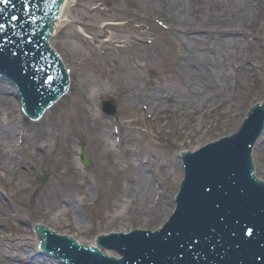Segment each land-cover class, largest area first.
I'll use <instances>...</instances> for the list:
<instances>
[{
  "label": "rangeland",
  "instance_id": "374dc122",
  "mask_svg": "<svg viewBox=\"0 0 264 264\" xmlns=\"http://www.w3.org/2000/svg\"><path fill=\"white\" fill-rule=\"evenodd\" d=\"M133 1L73 0L68 14L76 22L62 27L52 43L72 68L74 82L67 95L51 107L42 120L24 125L21 103L10 87L6 88L8 92L3 93V98L0 97V203L5 211L0 216L1 254L17 252V255L29 257L31 249H37L33 221H44L87 244L94 243L97 233L117 226L130 230L143 223L142 228H158L175 208V199L170 200V204L159 202L154 209H151V202L143 205L140 200L136 204L139 209L136 206L131 209L130 204H124L122 193H138L136 196L141 199L144 191L141 174L149 175L152 170L159 178V188H168L166 192L176 194L183 177L182 168L178 170L180 150L195 149L218 134L235 131L237 122L240 120L241 125L253 103L264 100L263 78L256 87L247 84L248 97L244 106H236L235 99L231 98L227 102L233 109L231 121L220 111L213 114L200 131L186 135V127H176V124L170 127L156 120L155 114L148 110V103L143 100L137 105L135 98L126 97L124 89L126 82L139 85L145 78L161 76L169 81L175 76L161 66L167 59L164 53L172 47L168 22L160 17L145 18V0H139L141 7L134 6ZM132 7L140 12L139 16L128 14ZM112 20L117 22L107 25L111 30L110 41L102 46L93 38H102V24ZM78 24H82L83 29ZM259 24L264 28V17L257 26ZM258 32L264 34V30ZM207 43L209 46L212 42L208 39L205 47ZM102 48L106 49L104 53ZM247 52L259 66L263 63L264 69V37L251 43ZM101 71L106 77L105 90L97 91L95 86ZM79 86L82 91L77 89ZM105 99L117 103L116 115H106L100 109ZM122 138L125 144L120 146ZM83 144L93 158L91 167L82 162ZM254 159L257 175L264 178V140L262 146L256 144ZM46 169L50 171L48 181L37 190V175ZM68 169L78 171L70 173ZM13 177L20 182L14 192L11 189L17 184ZM93 192L96 195L92 197ZM78 195L85 199L83 206L78 203ZM63 197L69 213L58 217L60 209L56 210L54 205ZM131 210L136 213L133 217ZM75 211L83 223L77 221ZM156 213L162 219L157 221L159 225L151 227ZM21 225L25 226L24 230L19 228ZM7 261L23 264L17 259L4 260L1 255L0 264Z\"/></svg>",
  "mask_w": 264,
  "mask_h": 264
},
{
  "label": "bare ground",
  "instance_id": "6f19581e",
  "mask_svg": "<svg viewBox=\"0 0 264 264\" xmlns=\"http://www.w3.org/2000/svg\"><path fill=\"white\" fill-rule=\"evenodd\" d=\"M160 1H162V4L159 6ZM71 2V0L64 2L63 10L58 18L59 24H55V29L64 27L73 21L71 15L68 14V10L73 3ZM133 5L141 7L139 0H134ZM263 8L264 0H192L191 3L188 0H145V18L160 17L168 22L167 28L172 47L164 53V58L166 57L167 59L166 61L164 60V63H161V66L164 69H168V71H172L175 76L169 81L161 76L149 77L145 78L143 83L139 82V85L135 82H132L133 85L126 82L127 85L125 89L123 88L126 97L128 95L130 98H135L137 105H140L141 101L144 100L148 103V110L155 114L153 115L156 120H161L164 125H169L170 127L175 124L176 127H186V135H190L191 131L194 130L200 131L212 118L213 114L220 111L227 117V121H231L233 119V109L227 105V102H230V98L232 101L235 99L236 106H244L248 97L249 87L247 84L256 87L259 81L264 78L263 63L259 66L256 60L247 52L251 43H256L264 37L262 32H258L259 29L264 30V28L260 27V24L257 26L263 20ZM189 13H191L190 17H188ZM128 14L137 17L140 12L132 7ZM111 22L116 23L117 21H105V24ZM208 39H210L212 45L209 44L208 46L207 43L205 47ZM201 50H205V52ZM206 50H209V52ZM218 53H222V56ZM158 57H160L159 54ZM261 68L262 70L259 71ZM79 79L82 80L80 76ZM105 79L106 77L101 71L95 86L97 91L105 90ZM7 87L6 79L2 78V81H0L1 98H3L5 91L8 92ZM10 89L13 90L12 87ZM77 89L82 91L80 86ZM1 98L0 101L2 100ZM106 102L108 104L107 100ZM100 109L106 115L116 113L115 108L107 107L106 104H103V101L100 103ZM240 122L239 120L237 123L240 124ZM61 129L60 127L59 130ZM119 132L121 133L120 130ZM201 133H203V130H201ZM124 144L125 142L122 138L119 145L123 146ZM11 152H13L12 149L10 150L8 161H10ZM114 152L112 150L113 154ZM83 153L88 155V148ZM5 161L6 156L3 157V162L5 163ZM86 161L89 162V155ZM179 169H181V165L178 162ZM68 171L77 173L78 170L70 171L68 169ZM49 173L50 171L46 169L40 176L44 180ZM155 175L156 173L152 170L149 175L141 174L140 183L143 184L141 187L144 190L143 196L140 199L136 196L138 193L128 194V191L122 193L124 204H130L131 209H135L136 204L140 200L143 205L151 202V209H154L159 202L170 204V200H174V194L166 192L168 188L159 189L156 186L159 184L158 181H154ZM13 179L17 186L12 187V192L20 186L18 178L15 179L14 177ZM95 195L96 192H93L92 197ZM78 197L83 196L78 195ZM102 198L103 195L100 200ZM61 200L63 203L56 214L58 217L67 216L69 213L66 198L63 197ZM84 201L85 199L80 198L78 203L82 204ZM163 206L160 207L161 211ZM136 207L139 209L138 205ZM75 209L77 208L75 207ZM131 212L133 217L136 213L133 210ZM3 213H5L4 207L0 203V216ZM74 213L77 221L83 223L78 212L75 211ZM158 215L156 213L152 217L153 225L151 227L160 224L157 221H160L162 216L160 218ZM142 225L143 223H141ZM19 228L24 230L25 226L21 225ZM117 229L124 230L125 228L117 226L113 230ZM39 241L40 239L37 237V248ZM105 252L118 256L114 251H109L108 249H105ZM45 257H47L48 264L61 263L49 253H45ZM7 264H10V262H7ZM42 264H47V261Z\"/></svg>",
  "mask_w": 264,
  "mask_h": 264
},
{
  "label": "water",
  "instance_id": "95a60500",
  "mask_svg": "<svg viewBox=\"0 0 264 264\" xmlns=\"http://www.w3.org/2000/svg\"><path fill=\"white\" fill-rule=\"evenodd\" d=\"M41 21V19H38L37 25H42ZM52 24H59V19H57L56 22L54 20ZM9 30H4L0 27V38L8 39L11 37L15 39V36L12 37L14 33L12 32L13 29L11 28ZM26 30V28H23L22 32ZM1 78H4V76H0V81H2ZM12 93L15 94V91H12ZM255 102L264 106L263 100L261 102L256 100ZM22 120L24 125L30 122L26 120L24 116ZM262 122L263 110L258 108L252 112L239 133L232 139L223 140L207 147L200 153L189 155L196 169L193 178L195 185L198 188L203 186L206 189L209 185L214 187L219 186L221 187L219 194L215 196L213 192L204 191L201 197L194 203L196 206L200 201L195 211L191 210L192 207L180 209L179 213L185 217L183 222H188L189 224L188 232L173 236L175 231H178V226L171 225L169 230L171 236L168 238L161 239L157 235L140 234L129 239L127 243L128 249L125 252V256L128 257V264H235L234 259L224 254L220 249L232 247L234 244H237V242L234 244L231 242L220 243L218 240L229 231H236L243 234H247L256 228H260L264 231V203L256 202L255 205L248 203L244 206L246 209L233 208L231 202L232 196L227 192L228 189L234 186L238 181H248L250 179L248 170H245L244 165H240L242 162H236L233 158H235L237 154L241 156V158L245 157L244 151L246 149V144H250L254 139V137L250 135L255 129L261 128ZM239 126L240 125L237 126L235 131H237ZM235 131H228V134H233ZM223 135L227 134H218V137ZM218 137H213L212 140ZM212 140H206L204 143ZM263 140L264 136H261L258 142L260 146H262ZM220 143L222 144L218 145ZM197 147L199 146H196V148ZM239 151H242V153L239 154ZM84 160L86 161L85 158ZM203 170L210 171L206 177L202 176ZM204 209L209 210L213 215H198L200 211ZM167 218L168 217H166V219ZM39 222L44 223V221H33L34 224ZM137 227L142 226H132L131 229ZM145 228H149V226ZM113 231L119 232V229ZM36 232L40 239L39 245L43 247L45 236L40 229H36ZM131 247H133V249ZM39 249V247L37 249H31L29 257L17 255V252H3L2 256L4 260L17 259L22 261L23 264H38V262L40 264L45 261H47L48 264L47 257H45V253L47 252L40 251ZM133 251L138 255L137 257L133 255ZM263 253L264 251L254 254L252 259L246 256L240 257L238 262L239 264H251V262L254 261L256 264H264ZM51 254L53 253L51 252Z\"/></svg>",
  "mask_w": 264,
  "mask_h": 264
},
{
  "label": "snow or ice",
  "instance_id": "6c2138e0",
  "mask_svg": "<svg viewBox=\"0 0 264 264\" xmlns=\"http://www.w3.org/2000/svg\"><path fill=\"white\" fill-rule=\"evenodd\" d=\"M4 3H7V0H3Z\"/></svg>",
  "mask_w": 264,
  "mask_h": 264
}]
</instances>
